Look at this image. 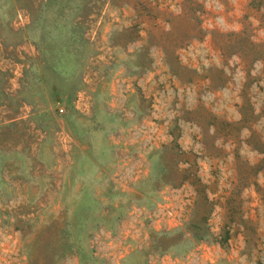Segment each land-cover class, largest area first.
<instances>
[{
  "label": "rangeland",
  "instance_id": "rangeland-1",
  "mask_svg": "<svg viewBox=\"0 0 264 264\" xmlns=\"http://www.w3.org/2000/svg\"><path fill=\"white\" fill-rule=\"evenodd\" d=\"M0 264H264V0H0Z\"/></svg>",
  "mask_w": 264,
  "mask_h": 264
}]
</instances>
